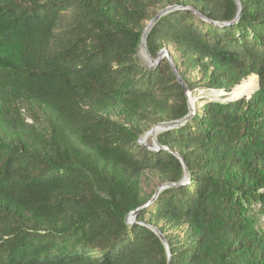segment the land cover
Returning <instances> with one entry per match:
<instances>
[{
    "label": "trees",
    "instance_id": "obj_1",
    "mask_svg": "<svg viewBox=\"0 0 264 264\" xmlns=\"http://www.w3.org/2000/svg\"><path fill=\"white\" fill-rule=\"evenodd\" d=\"M239 2L234 20L235 0H0V264H264V0ZM173 5L146 48L179 57L146 64V21ZM180 64L259 87L204 101L154 150L145 130L189 113ZM147 172L180 184L142 207Z\"/></svg>",
    "mask_w": 264,
    "mask_h": 264
},
{
    "label": "rangeland",
    "instance_id": "obj_2",
    "mask_svg": "<svg viewBox=\"0 0 264 264\" xmlns=\"http://www.w3.org/2000/svg\"><path fill=\"white\" fill-rule=\"evenodd\" d=\"M159 10H161V9H159ZM148 21H146V24L148 23ZM164 49L166 50L164 57H168V58H170V60H172L173 56L177 57V58L179 57V53L175 49V46L173 44H169ZM138 55H139V58L141 59V61H143L146 64L152 65V63L150 62V59L147 57V55L144 53V51H142L140 48L138 51ZM179 68H180V70H182L186 74L189 81L193 85L190 90L187 89V87H186V96L188 99V105L190 108V113H192V114L195 111L201 110V105L206 100L226 99L228 96H230V93H232L233 89L237 86V85L233 86L229 91H226L224 89L209 88V87L203 85V83H204L205 79H207L208 75L211 73L212 68L209 69V71L207 72L206 75L203 73V70L200 69L199 67L193 66V68L186 69V65L180 64ZM256 78H257V76H256ZM244 79H242V80H244ZM252 79L256 82V86H257V79L256 80L254 78H252ZM256 86H254V89L252 91L253 93L258 89ZM251 93L249 94L250 96L249 95H242L240 98L245 97L248 99L252 96L253 93L252 94ZM28 121H30V120L28 119ZM155 124H157V123H155ZM155 124L150 125L145 130L143 135L140 137L143 144L147 145L149 148L154 149V150L157 149V145L154 141V136L152 134H150L149 131ZM162 131H163L162 129L156 130V132H155V138L156 139H157V135ZM161 184H162V182H160V180L156 174H152V173L147 172L142 177V188H143V192L145 195H153L155 190ZM258 255H260L259 250H258Z\"/></svg>",
    "mask_w": 264,
    "mask_h": 264
},
{
    "label": "water",
    "instance_id": "obj_3",
    "mask_svg": "<svg viewBox=\"0 0 264 264\" xmlns=\"http://www.w3.org/2000/svg\"><path fill=\"white\" fill-rule=\"evenodd\" d=\"M236 4H237V8H238V11H237V14L234 18V20H237L239 18V15H240V11H241V6H240V2L239 0H235ZM181 6H177V5H173V6H167L161 10H159L157 12V14L148 21V23L146 24L145 26V29L142 33V36H141V40H140V43H139V48L144 51V53L147 55V57L150 59V62L153 63V64H156L162 57H164V54H165V49H162L160 52H159V55L157 57V59H153L148 51H147V48H146V36H147V33L148 31L151 29V27L154 25L155 21L164 13L170 11V10H173V9H177V8H180ZM189 9H192L198 16L206 19L205 17H203L202 15H200L199 13H197V11L194 9V8H191V7H187ZM208 20V19H207ZM210 22H212L211 20H208ZM216 23H221L223 25H227L229 24L230 22H216ZM177 77H178V81L182 84L183 86V89L186 93V86H185V83L181 80V78L179 77V75L177 74ZM259 87V81H258V77H257V88ZM253 93V92H252ZM251 93V94H252ZM226 94V93H225ZM250 96V95H249ZM241 96L239 97H235L233 96L231 93H230V96H228L226 99H222V100H234V99H238L240 98ZM189 107V105H188ZM192 115V113H190V108H189V113L182 119L180 120H174V121H165V122H158L157 124H155L151 129H150V134H152L154 136V141L157 145V148H161L162 146L159 145V143L157 142V139L155 138V132L157 129H162V130H167L169 128H173V127H177L178 125H181L183 124L190 116ZM139 142L142 143L141 141V138L139 139ZM143 144V143H142ZM173 154L179 159V161L181 162V164L183 165L184 167V170H185V174H184V180H186L188 178V172H187V169H186V166H185V163L184 161L182 160L181 156L177 153V152H173ZM183 180V181H184ZM180 183H177V184H172V183H162L156 190L155 192L153 193V195L150 197V199L142 206H147L149 205L150 203L153 202V200L158 196L159 192L168 187V186H174V185H179ZM140 208L134 210V211H131L127 217H126V222L128 223H131V222H134V218L136 216V213L138 212ZM153 231L154 233L160 238V240L163 242V244L165 245L166 249H168V244L163 236V234L159 231V229L157 227H154L152 225H148ZM170 262V256L168 257V264Z\"/></svg>",
    "mask_w": 264,
    "mask_h": 264
},
{
    "label": "bare ground",
    "instance_id": "obj_4",
    "mask_svg": "<svg viewBox=\"0 0 264 264\" xmlns=\"http://www.w3.org/2000/svg\"><path fill=\"white\" fill-rule=\"evenodd\" d=\"M254 80H250L249 82H253ZM249 82H247V83H249ZM255 82V81H254ZM256 83V82H255ZM241 84H246V83H241ZM244 85H240L239 87H237L236 88V90L234 91V93H237V92H240V91H242L243 89H244ZM257 87V86H256ZM243 95H246V94H243ZM240 96H242V95H240ZM235 97H239V96H235ZM149 135V134H148Z\"/></svg>",
    "mask_w": 264,
    "mask_h": 264
}]
</instances>
